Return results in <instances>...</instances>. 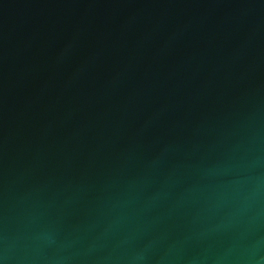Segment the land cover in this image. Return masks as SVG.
Listing matches in <instances>:
<instances>
[{
    "label": "water",
    "instance_id": "obj_1",
    "mask_svg": "<svg viewBox=\"0 0 264 264\" xmlns=\"http://www.w3.org/2000/svg\"><path fill=\"white\" fill-rule=\"evenodd\" d=\"M0 264H264V0H0Z\"/></svg>",
    "mask_w": 264,
    "mask_h": 264
}]
</instances>
